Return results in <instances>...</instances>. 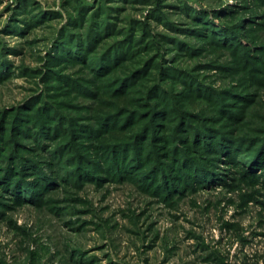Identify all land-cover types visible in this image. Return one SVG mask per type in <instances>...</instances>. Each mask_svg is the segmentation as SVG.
<instances>
[{"label": "rangeland", "instance_id": "obj_1", "mask_svg": "<svg viewBox=\"0 0 264 264\" xmlns=\"http://www.w3.org/2000/svg\"><path fill=\"white\" fill-rule=\"evenodd\" d=\"M0 264H264V0H0Z\"/></svg>", "mask_w": 264, "mask_h": 264}, {"label": "trees", "instance_id": "obj_2", "mask_svg": "<svg viewBox=\"0 0 264 264\" xmlns=\"http://www.w3.org/2000/svg\"><path fill=\"white\" fill-rule=\"evenodd\" d=\"M95 28H97V27H93L92 28V31L89 33V35L79 38V40L77 41L76 45L78 44V46H80V50H84L85 47L88 48V46L93 45L96 42V40L99 38V36L98 37L96 36L98 34L97 32H99V31H96ZM213 29H215V32L212 33L213 34L212 38L213 39L216 38V39H214V41L215 40H219L221 42L224 41L223 43L228 42L229 39H227V40L218 39L217 38L218 32H216V30H218V29H216L214 27H213ZM71 36L72 35L70 33L68 38H71ZM68 38H67V42L69 43V41L71 40V42L73 44L74 38H71L70 40H68ZM222 38H224V37H222ZM215 42L218 43L217 41H215ZM122 44L123 43L116 44V45H119V47L116 46V45L114 47L115 48L118 47V51L122 52V50L126 49V46L128 45V42H125L123 45ZM112 51H110V52H112ZM106 60L107 59L104 58V62H106ZM145 129H146V131L149 130L148 127L145 128ZM228 135H229L228 131L218 132V131H213L212 129H209L207 127H205V128L203 127L202 129L199 130V136H202L204 138L203 140L206 142L203 148H207V145L211 142V144H209L210 147L217 149L216 152L218 154H221V153L222 154H227V152L235 153L236 152L235 151L236 148H238L239 146H241V148H242V146H244L241 143H238V141L234 140L233 138H230ZM199 139L201 141V137ZM180 141H181V139H180ZM143 142L144 141H141L142 144H143ZM184 142L186 143L185 144L186 147L189 148V149H185L184 154H188V156L187 155L186 156H179L180 149L182 147V145L179 144V143H178V145L175 146L176 149L173 150V154L171 153L172 157L175 159V164L173 165L172 170H170V171H172L171 175L176 177V178L174 177V180H173L174 182L179 180V178H177V176H180V175L191 176L193 173H197L198 174V171L202 170L201 163L203 164V166L205 165L206 167H209V165H206V162H205L206 159L203 158L201 155H199L201 151H205V150L203 148L199 149V150L191 148L189 146L188 138H186L184 140ZM139 148H141V146ZM190 149L191 150L193 149L195 151V153H192V151ZM238 153H240V151ZM238 153H236V154H238ZM138 154H139V151H138V153L136 155H134L132 157V155L129 153V151L124 149L123 151L120 152V156H119L120 158H117V159L123 163V166H125L126 168H130L132 164L133 165H140L141 163L147 162L149 160V158H150V157H147L148 156L147 154H146V156H140ZM248 158H250V160H251L250 156H248ZM248 164H250L251 167H253V169H254L255 162L251 163V161H249ZM167 166L171 167L172 165H170L168 162L167 163L161 162L160 164H157V165H154V166L151 167V168H154V169L148 168V170L145 172L146 173L145 176L146 175L148 176V173H149L150 177H146V178L147 179H154V180H156V182L165 180V184L172 183V181H170L168 179V176H167L168 174L166 173V169H167L166 167ZM17 172L20 174L21 171H16V173ZM207 173L208 172L205 173L204 171H202L201 174H199V175L202 176V175H206ZM160 176H162V178ZM10 177L7 176V178H10ZM37 181H36V185H37ZM48 182L45 179L43 184H41L40 181L38 183L41 184L42 188L46 189V188H49V186H46ZM44 183H46V184H44ZM37 188H39V187H37Z\"/></svg>", "mask_w": 264, "mask_h": 264}]
</instances>
